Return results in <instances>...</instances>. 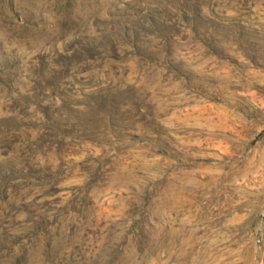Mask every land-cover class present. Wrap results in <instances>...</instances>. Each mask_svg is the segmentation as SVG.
Returning a JSON list of instances; mask_svg holds the SVG:
<instances>
[{"label":"clouds","instance_id":"obj_1","mask_svg":"<svg viewBox=\"0 0 264 264\" xmlns=\"http://www.w3.org/2000/svg\"><path fill=\"white\" fill-rule=\"evenodd\" d=\"M177 2L0 3V264H264V0Z\"/></svg>","mask_w":264,"mask_h":264},{"label":"rangeland","instance_id":"obj_2","mask_svg":"<svg viewBox=\"0 0 264 264\" xmlns=\"http://www.w3.org/2000/svg\"><path fill=\"white\" fill-rule=\"evenodd\" d=\"M0 3H4V8L8 13L19 18V13L17 12L16 7L13 4V0H6V2H4V0H0ZM185 6L186 5L183 3V0H178V2L174 5V7L176 8V11L178 13H183ZM184 19L190 25H195L199 19L198 10H197L196 16L193 19L189 20L187 15H184ZM159 27L160 26L157 25L158 29H159ZM165 32H167V29H165ZM244 50L247 53L248 57L253 60V63L256 64V67L259 70L264 71V58H262L259 62H257L255 57L258 53L256 52V50L254 48H252L251 45L247 44V42H244ZM217 58L221 59V60H225V62L229 63V64L235 63V61L227 60L223 56L218 55ZM49 91H51V87H49ZM197 95L199 96L200 94L198 93ZM203 99L206 101V103L203 105L204 108H210L211 105H213V104H219V103L223 102L221 100V98L218 96L204 95ZM103 102H104L103 98H97L96 99V103L98 106L100 104H102ZM114 104H115V101L113 100L110 103L109 107L101 108L99 111V114H98L99 117L102 118L103 126L109 131L112 128V111H114ZM196 106L200 107V105H196ZM18 110H19L18 107L12 109L13 112L18 111ZM41 111H42L43 117L46 120H49V122L51 123L49 110L47 108H44ZM121 119H123V118H121ZM141 119H146V118L141 117ZM98 122L99 121L96 118H93L91 120L85 121L84 123L88 127H94ZM27 126L28 125H26V124L24 125V127H27ZM0 127H3L4 129H6L9 133L20 132V128L16 126V121H15L14 117H8V118H6V120L0 121ZM33 130H35V129H33ZM238 131H239V129H238ZM113 135H115L114 132H113ZM156 135L161 136L162 134L156 133ZM241 135H243L248 140L247 147L255 148L258 144H264V131H260L257 134L255 132V129H250V130L242 132ZM133 138L138 139V134L136 136H134ZM13 139L16 140L17 143L19 142L18 138L13 137ZM162 142H163V144L168 146V145H170L171 138L165 139ZM84 143L95 144L96 141L94 139H90V138L85 137ZM59 147H60V145H58V148ZM5 148H6L5 155H7L8 152L12 151V147L7 142H5ZM196 162L197 163H203V164L207 165V164H211L212 161H211V157L209 156V157H201V158L197 159ZM0 168H8L10 175H18V173H16L15 169L11 167L10 163L9 164H0ZM61 175H63V173H61ZM26 179L34 180L37 182L38 185H41V184H44V182L48 180V177L43 175L42 173L34 172L32 169L29 168L28 169V175H27ZM0 183H3L2 178H0ZM4 192H5V194L3 195V198L5 200H7L6 189L4 190ZM58 192H59V190L56 189L54 186H48L45 194L56 196L57 202H59Z\"/></svg>","mask_w":264,"mask_h":264}]
</instances>
